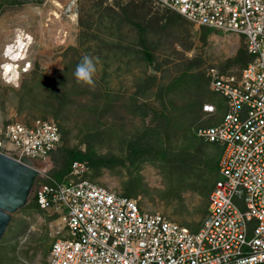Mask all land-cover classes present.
Returning <instances> with one entry per match:
<instances>
[{
  "label": "rangeland",
  "instance_id": "obj_1",
  "mask_svg": "<svg viewBox=\"0 0 264 264\" xmlns=\"http://www.w3.org/2000/svg\"><path fill=\"white\" fill-rule=\"evenodd\" d=\"M55 2L0 0V123L52 120L63 147L87 151L91 144L97 156L120 160L131 142L149 140L155 154L134 163L89 166L87 177L190 229L201 225L217 177L207 167L218 151L202 145L196 129L201 104L223 100L208 78L206 83L205 71L211 65L240 67L245 36L208 28L204 35L202 27L151 0ZM10 43L16 45L8 48L14 60L31 61L28 72L18 75L14 61L2 74ZM85 54L99 61L94 89L74 77ZM193 60L199 65L189 71L202 74L199 83L169 88ZM63 154L55 152L43 162L45 169L59 170ZM60 223L57 212L40 210L30 195L0 241V264H47Z\"/></svg>",
  "mask_w": 264,
  "mask_h": 264
},
{
  "label": "built area",
  "instance_id": "obj_2",
  "mask_svg": "<svg viewBox=\"0 0 264 264\" xmlns=\"http://www.w3.org/2000/svg\"><path fill=\"white\" fill-rule=\"evenodd\" d=\"M151 1L199 28L246 38L250 60L245 67L211 65L205 71L209 87L223 98L221 109L218 103H203L202 119L216 121L196 129L200 139L221 146L206 216L198 229H190L144 209L135 198L90 180L88 164L78 160L57 179L43 162L61 143L59 125L41 118L3 122L0 152L42 165L31 195L42 209L59 214L47 264H263L264 0ZM6 56L2 74L14 61L19 74L28 72L29 63L22 71L19 63L26 57Z\"/></svg>",
  "mask_w": 264,
  "mask_h": 264
},
{
  "label": "trees",
  "instance_id": "obj_3",
  "mask_svg": "<svg viewBox=\"0 0 264 264\" xmlns=\"http://www.w3.org/2000/svg\"><path fill=\"white\" fill-rule=\"evenodd\" d=\"M164 10L166 12H169L170 11V10H167V9H164ZM171 12H173V11H171ZM173 13H176V12H173ZM176 15H177V18L178 17L179 18H184L183 16H181L178 13H176ZM208 29L205 28V27H202V30H203L204 35H206L209 32ZM144 53L150 59L153 56L152 53L148 49H144ZM243 53L246 54V51L244 50ZM245 54H244V56H242V51H241V55H238L239 57L242 56L240 59L237 60V62H239V63H240V61L242 62V64H240L241 65L240 67H245L247 65V63L249 62V60H250V59L248 61L246 60ZM239 57H237V58H239ZM196 59H198V58H196ZM198 61L197 60L191 61L187 65V67L185 68V70L183 71V73L181 75H179L176 78V80L170 84L169 88L173 87V85H178V84H181V83H183V84L184 83H186V84L187 83H189V84L190 83H194V84L199 83V81L201 80L200 77H201L202 74H200V73H192V72L190 73V71H189L191 68H193V66L199 65ZM246 61H247V63H246ZM235 62H236V60H235ZM237 62H236V64H238ZM226 69H228V68H226ZM204 78H206V83H208V79H207V76L206 75L204 76ZM204 102L217 103L216 101L214 102V101H211V100H205ZM221 102H222V100L221 101H218V104H219V108L220 109H221ZM203 103L201 104V108H200V111H201L202 116H203V112H202V105H203ZM215 121L216 120L213 119V118L202 119V117H201V124H198L197 127H199V126H209V125L214 124ZM200 140L201 141H199V142L202 145H205V146L206 145L207 146H215L217 148V151H218V155H217V157L215 159L214 164L213 165H208V167H207V170L209 171V173L210 172H217V177L213 181V187H214V183L218 179V162H219V158H220V155H221V146H219V145H217L215 143L205 142L202 139H200ZM62 142H63V135L61 136V143H60V145L57 147V149H55L54 151L51 152V158H52L53 154L55 152H57V151H59V152L63 151L64 152L62 166L60 165L61 167L59 168V170H54V171L51 170L50 171V173L53 176H55L57 179H60V180L63 179L64 176L67 175L71 171L72 163L74 161H77V160L78 161H82V162H86L88 164V166L93 167L95 169H99L102 166L109 167L112 164L113 165H115V164H125L126 161H130L131 163H134V162H136L139 159V156H141L143 158H147V156H146L147 154L148 155L155 154L156 151H158L157 149H153L152 150V145L149 144V140H146V144L145 143H142V142H140V141L137 140L135 142H131L130 143L129 155L126 158H122L120 160V159H113V158H106V157H99V156H97L96 155V152H95V149L93 148V146H91V144L89 145L87 151H82L81 149H78V148H66V147H63L62 146ZM159 154H160L159 156H161V155L163 157L165 156V154H163L162 152L159 153ZM213 187H210L209 194L212 191V188ZM123 194L130 197V195L127 194V193L126 194L123 193ZM33 204L36 207H38L40 210L45 211L44 209H42L40 207V205L38 204L37 199L35 197H33ZM199 226L200 225H198L196 228H193V229H198Z\"/></svg>",
  "mask_w": 264,
  "mask_h": 264
},
{
  "label": "water",
  "instance_id": "obj_4",
  "mask_svg": "<svg viewBox=\"0 0 264 264\" xmlns=\"http://www.w3.org/2000/svg\"><path fill=\"white\" fill-rule=\"evenodd\" d=\"M39 168V162L0 152V241L13 215L27 204L40 175Z\"/></svg>",
  "mask_w": 264,
  "mask_h": 264
},
{
  "label": "clouds",
  "instance_id": "obj_5",
  "mask_svg": "<svg viewBox=\"0 0 264 264\" xmlns=\"http://www.w3.org/2000/svg\"><path fill=\"white\" fill-rule=\"evenodd\" d=\"M14 43L7 44L6 52L8 53L9 45L12 46ZM14 60V58L12 59ZM29 65H31V61L26 60ZM26 62L23 61V64ZM99 63L98 58L89 56L87 54L83 55L80 62L76 65L74 71V77L77 83H82L84 85L89 86L90 88H95V76L97 73V64ZM1 70H3V66L1 65Z\"/></svg>",
  "mask_w": 264,
  "mask_h": 264
},
{
  "label": "bare ground",
  "instance_id": "obj_6",
  "mask_svg": "<svg viewBox=\"0 0 264 264\" xmlns=\"http://www.w3.org/2000/svg\"><path fill=\"white\" fill-rule=\"evenodd\" d=\"M74 15H75V14H74ZM74 15H73V16H74ZM64 26H65V25L63 24V26H61V27L64 28ZM53 29H54V28H53ZM64 30H65V29H64ZM58 31H60V30L58 29ZM62 32H63V31H62ZM236 40H237V39H236ZM29 47H30V44H29ZM18 75H20V74L18 73ZM47 165H48V164H47ZM43 167H44V166H43Z\"/></svg>",
  "mask_w": 264,
  "mask_h": 264
}]
</instances>
